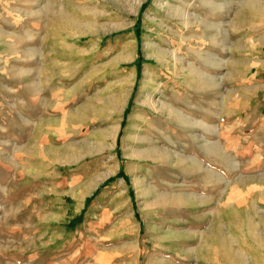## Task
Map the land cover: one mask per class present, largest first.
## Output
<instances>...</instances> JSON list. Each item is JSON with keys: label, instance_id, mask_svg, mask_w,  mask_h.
Listing matches in <instances>:
<instances>
[{"label": "rangeland", "instance_id": "rangeland-1", "mask_svg": "<svg viewBox=\"0 0 264 264\" xmlns=\"http://www.w3.org/2000/svg\"><path fill=\"white\" fill-rule=\"evenodd\" d=\"M0 264H264V0H0Z\"/></svg>", "mask_w": 264, "mask_h": 264}]
</instances>
